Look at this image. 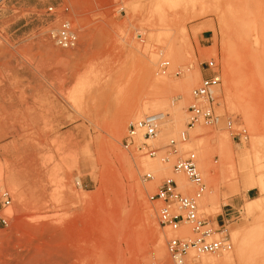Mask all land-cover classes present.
<instances>
[{"label": "rangeland", "instance_id": "1", "mask_svg": "<svg viewBox=\"0 0 264 264\" xmlns=\"http://www.w3.org/2000/svg\"><path fill=\"white\" fill-rule=\"evenodd\" d=\"M49 6L68 7L74 48L54 44L63 16ZM210 58L215 119L188 130L174 153L166 145L186 128ZM148 116L159 128L155 156L122 146L128 125ZM189 151L206 185L199 214L230 238L222 252L236 256L239 229L235 264H264V0L0 3V183L12 196L0 264H174L166 243L178 232L159 225L149 195L167 177L178 182L172 165Z\"/></svg>", "mask_w": 264, "mask_h": 264}, {"label": "built area", "instance_id": "2", "mask_svg": "<svg viewBox=\"0 0 264 264\" xmlns=\"http://www.w3.org/2000/svg\"><path fill=\"white\" fill-rule=\"evenodd\" d=\"M2 1L0 0V3ZM47 12L63 16L56 33L52 36L54 44L62 49L74 48L78 38L68 17V7L49 6ZM204 64L205 75L191 90L192 102L187 107L186 128L180 132L178 139L171 138L166 145L174 153L177 152L178 143L188 140V130L198 124H211L215 119L213 108L215 100L212 92L220 84V74L214 58L206 60ZM168 69L169 61H161L159 72L166 74ZM228 126H231V121H228ZM245 133V129H241L234 136L240 141L242 136L246 137ZM158 134L157 121L148 116L128 125L122 146L126 149L134 147L140 151H146L149 156H155L157 149L150 141L156 139ZM172 170L174 174H183L186 177L187 181L194 186L193 192L182 193L183 187L174 178L167 177L158 186L156 192L149 195V199L159 201L157 209L159 225L178 232L166 243L167 252L174 264H198V258L201 255L230 250L229 236L225 234L215 237L217 230L207 218L199 214V200L205 192L206 185L198 170L196 154L189 151L185 156L178 157L172 165ZM152 178L150 172L144 175V180ZM11 205V192L0 183V228H6L11 223ZM188 227L193 233L192 237L184 236Z\"/></svg>", "mask_w": 264, "mask_h": 264}, {"label": "bare ground", "instance_id": "3", "mask_svg": "<svg viewBox=\"0 0 264 264\" xmlns=\"http://www.w3.org/2000/svg\"><path fill=\"white\" fill-rule=\"evenodd\" d=\"M190 83H191V81H190ZM137 112L139 114V111H137ZM118 125L119 124H117V127L118 128L115 127V129H119V126ZM227 141H228V139H227ZM254 142H255V140H254ZM155 164L156 163H154L152 161H149V162H147L146 166L151 171H155V170L158 169V165L156 166ZM177 178H178V182L180 184L186 183L185 182L186 181L185 178L182 177L181 175L178 174L177 175ZM247 182L249 183V181H247ZM259 206H260V203H258V202H251V203L248 202V204L246 206V209L247 210H250L253 207H259ZM233 234H234V237L236 239H239L240 240L239 241V246H238V249H237L236 256H234L232 253H229V252L228 253L227 252H222V253H217V255L215 257H213V258L201 260V263L202 264H235V261L236 260H240L241 257L243 256L244 251H245V236H244L245 233L244 232H241V230H239V229H235L234 232H233ZM157 250H158V255H160V256L164 255V249L162 247L161 248L159 247Z\"/></svg>", "mask_w": 264, "mask_h": 264}, {"label": "crops", "instance_id": "4", "mask_svg": "<svg viewBox=\"0 0 264 264\" xmlns=\"http://www.w3.org/2000/svg\"><path fill=\"white\" fill-rule=\"evenodd\" d=\"M225 216H226L225 213H223L222 215L218 216V217L216 218V223H217L218 225H221L222 223H224V221H225Z\"/></svg>", "mask_w": 264, "mask_h": 264}]
</instances>
